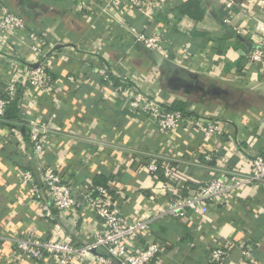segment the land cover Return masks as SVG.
I'll use <instances>...</instances> for the list:
<instances>
[{"label": "crops", "instance_id": "1", "mask_svg": "<svg viewBox=\"0 0 264 264\" xmlns=\"http://www.w3.org/2000/svg\"><path fill=\"white\" fill-rule=\"evenodd\" d=\"M80 1L0 0V18L5 9L25 23L23 30L0 35V92L17 66L42 62L51 78L43 90L20 85L16 112L0 119V264H52L47 257L18 256L16 238L89 242L101 223L81 188L98 184L107 186L129 222L153 216L148 239L161 249L151 264H214L208 258L213 248L226 251L223 264L263 262V186L239 188L203 212H161L171 197L247 172L253 156L264 154V54L257 65L246 57L255 40L264 42V32L253 31L258 22L264 28V0H152L147 14L124 0L106 11L111 0H90L85 8ZM120 21L158 33L166 51L159 55L177 72L136 44ZM99 68L108 70L110 84ZM121 76L128 84L118 92L113 87ZM130 90L167 110L183 106L189 119L215 122L222 134L205 138L191 121L160 134L147 115L131 108ZM31 121L47 130L38 156L28 140ZM150 159L170 164L173 176L165 178L161 167L148 171ZM43 167L66 168L77 180L75 204L61 215L51 207L52 216H43L46 193L31 198V184L17 177L31 170L38 182ZM95 254L103 250L72 264H96Z\"/></svg>", "mask_w": 264, "mask_h": 264}, {"label": "built area", "instance_id": "2", "mask_svg": "<svg viewBox=\"0 0 264 264\" xmlns=\"http://www.w3.org/2000/svg\"><path fill=\"white\" fill-rule=\"evenodd\" d=\"M90 0H81L80 7L85 8ZM105 1V0H102ZM154 3L165 4L171 0H153ZM152 0H124L129 7H137L147 14L149 8L153 7ZM111 3L103 7L118 6L120 0H111ZM231 6V2L227 3ZM261 15L264 19V5L261 8ZM120 25L132 35L136 44L146 50L162 54L165 51L161 36L158 33L139 32L134 26L120 21ZM25 29L24 20L20 15L8 12L4 9L0 18V35L13 33L15 30ZM241 28L236 32L240 33ZM257 35L264 32L263 23H256L253 29ZM35 39V34L30 33L29 38ZM263 45L261 39L254 41L253 47L247 53V60L250 64H259L263 58ZM39 50V48H38ZM45 56L43 57V60ZM102 80L110 84V73L105 68L98 69ZM69 80L73 77L69 76ZM127 76L120 77V84L113 88L118 92L124 91V86L128 84ZM51 83V78L47 72L46 64L39 62L36 67L17 66L11 81L0 92V119L4 116L6 105L16 99L19 86H30L35 90H43ZM129 98L130 106L134 110L140 111L148 116L156 124L157 131L165 134L171 129L184 126L187 121L200 131L203 137L211 138L220 136L222 129L212 121L201 118L189 119L179 110H167L166 107L154 103L147 95L141 91L130 90L126 94ZM47 133L46 127L36 121L30 122L29 143L31 152L38 156L43 150L41 137ZM20 150L25 153V145L20 146ZM29 151V150H28ZM28 153V152H26ZM251 169L241 174H231L227 180L211 179L204 182L193 195L175 196L168 201L164 211L161 213L172 217H182L187 212L198 213L206 210V204L214 200H223L233 191L245 186L264 187V154H256L250 161ZM146 167L150 172L158 171L161 167L163 176L170 179L174 174V169L167 162L163 161L159 166L155 159L148 160ZM71 173V172H70ZM66 168L43 167L40 180L35 181L31 170H22L17 177L26 183L31 184L30 197L41 199L43 192L46 193L48 202L42 205V215L51 217V207L55 209L57 215L63 214L75 204L77 180L71 177ZM81 194L85 202L91 207L94 215L101 223V229L95 232L90 241L82 246L73 245L70 241L47 240L35 236L16 238L13 240L15 251L20 257L41 259L47 257L52 264H72L77 259H83L91 252L102 249L103 254H95L96 264H151L161 246L159 243L149 240L150 225L153 216L137 218L128 221L123 215L119 203L109 194L106 185H86L81 188ZM140 240L142 243H137ZM131 242V244H128ZM135 243V244H132ZM243 255L249 257V248L243 250ZM226 251L222 248H213L209 251L208 258L211 263L223 264ZM260 264H264V261Z\"/></svg>", "mask_w": 264, "mask_h": 264}, {"label": "trees", "instance_id": "3", "mask_svg": "<svg viewBox=\"0 0 264 264\" xmlns=\"http://www.w3.org/2000/svg\"><path fill=\"white\" fill-rule=\"evenodd\" d=\"M17 101H18V95H17V97H16L15 100L10 101V102L6 105V107H5V111H4V115L6 114V116H7L8 118H12V117H13L12 114H13L14 112H16L15 107H17ZM170 109H171V110H179V111L182 112L184 115H187V113H186V111H185V109H184L183 106L178 107V108H171V107H170ZM7 111H8V112H7Z\"/></svg>", "mask_w": 264, "mask_h": 264}, {"label": "water", "instance_id": "4", "mask_svg": "<svg viewBox=\"0 0 264 264\" xmlns=\"http://www.w3.org/2000/svg\"><path fill=\"white\" fill-rule=\"evenodd\" d=\"M155 56H156V58H157V60H158L159 62L162 61L163 63H166V64L171 68V70H172L173 72H177L178 68H177L174 64H172L171 62H168V61H166V60H163V58H162L158 53H155ZM33 67H36V64L33 65Z\"/></svg>", "mask_w": 264, "mask_h": 264}]
</instances>
